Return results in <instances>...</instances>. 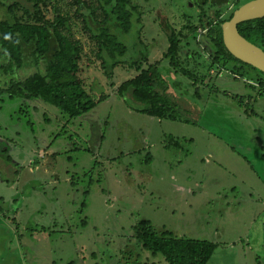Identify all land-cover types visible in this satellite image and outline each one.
<instances>
[{
  "label": "rangeland",
  "instance_id": "obj_1",
  "mask_svg": "<svg viewBox=\"0 0 264 264\" xmlns=\"http://www.w3.org/2000/svg\"><path fill=\"white\" fill-rule=\"evenodd\" d=\"M128 1L139 15L140 44L125 59L142 49L148 63L160 61L188 122L128 110L115 92L136 72L119 65L106 76L73 1L57 0L82 46L85 89L108 97L73 122L49 104L29 102L33 131L14 114L19 103L0 104V151L10 158L0 157V264H115L139 220L217 244L207 264H264V98L250 85L253 73L236 77L212 63L206 36L210 19L226 20L251 0L201 7L196 0ZM165 23L181 33L178 72L164 58ZM186 23L203 29L184 38ZM138 259L156 262L147 252Z\"/></svg>",
  "mask_w": 264,
  "mask_h": 264
},
{
  "label": "trees",
  "instance_id": "obj_2",
  "mask_svg": "<svg viewBox=\"0 0 264 264\" xmlns=\"http://www.w3.org/2000/svg\"><path fill=\"white\" fill-rule=\"evenodd\" d=\"M72 1L82 33L88 34V38L96 45L95 57L100 60L105 75L109 76L119 65L129 66L136 72L132 79L116 88L115 95L126 108L157 120L188 122L180 116L182 112L175 104L173 95L168 92V82L158 67L161 62L148 63L146 52L142 49L136 52L135 58L125 59L130 48L135 49L140 44L139 15L135 8L130 7L129 1ZM56 2L57 0H0V104L19 103L14 114L31 131L34 123L28 113L29 102L49 104L67 122H73L94 110L108 97L102 91L95 96L85 89L87 84L79 74V66L83 60L82 46L68 29L67 18L57 8ZM205 2L207 0H197V5L201 7ZM210 2L222 5L229 0ZM43 11H49L53 18L45 20ZM231 16L207 29L206 36L215 50L211 61L220 63L223 69L236 77L240 76V70L242 73H253L254 80L250 85L257 88V97L264 98V74L232 57L223 45L220 24ZM210 22L207 21L206 24ZM201 23L204 26L203 20ZM183 28L187 31L184 38L188 35L194 37L200 28L203 29L202 26L190 23H186ZM237 29L244 39L264 51V17L240 23ZM162 30L166 32L169 43L164 58L178 72L182 63L179 54L181 40L178 39L181 33L175 34L167 23ZM130 34H135L136 41H131L129 47L127 41ZM19 73H22V77H18ZM186 74L190 76L192 73ZM240 103L241 101L239 106H242ZM89 149L84 151L90 153ZM7 153V149L1 150L0 157L10 162ZM242 158L245 159L243 156ZM247 163L251 165L248 161ZM88 193L89 190L84 194ZM84 208L82 203L78 213ZM87 222L88 218L81 220L84 226ZM148 223L139 220L130 227L131 236L127 237L130 244L120 252L115 264H140L138 258L144 252L151 259H156L155 263L150 264H207L216 249L217 244L213 242L178 237L170 230L159 231ZM56 232L62 233V230ZM103 254L107 255L105 251Z\"/></svg>",
  "mask_w": 264,
  "mask_h": 264
},
{
  "label": "water",
  "instance_id": "obj_3",
  "mask_svg": "<svg viewBox=\"0 0 264 264\" xmlns=\"http://www.w3.org/2000/svg\"><path fill=\"white\" fill-rule=\"evenodd\" d=\"M264 17V0H251L237 8L221 25L225 49L232 57L264 74V51L244 39L238 32L240 23Z\"/></svg>",
  "mask_w": 264,
  "mask_h": 264
},
{
  "label": "flooded vegetation",
  "instance_id": "obj_4",
  "mask_svg": "<svg viewBox=\"0 0 264 264\" xmlns=\"http://www.w3.org/2000/svg\"><path fill=\"white\" fill-rule=\"evenodd\" d=\"M206 3H209V4H212L211 2H210V0H207V2H205L203 5H205ZM226 4V2L225 3H223L222 5H225ZM196 5H197V0H196ZM202 5V6H203ZM213 5H216V4H213ZM222 5H216V6H222ZM198 7H200L199 5H198ZM240 6H238L237 8H239ZM237 8H235L234 9V11L237 9ZM218 21L217 20H213V22L210 24V26L212 25V26H214L216 23H217ZM220 25H222V24H220Z\"/></svg>",
  "mask_w": 264,
  "mask_h": 264
},
{
  "label": "crops",
  "instance_id": "obj_5",
  "mask_svg": "<svg viewBox=\"0 0 264 264\" xmlns=\"http://www.w3.org/2000/svg\"><path fill=\"white\" fill-rule=\"evenodd\" d=\"M230 147V146H229ZM230 151H232L231 149H230ZM232 154H234V152L232 151L231 152ZM236 154H238L237 152H235ZM239 155V154H238ZM240 157L242 158V156L240 155ZM243 159V158H242ZM247 162V161H246ZM248 164V163H247ZM252 171H253V169H252ZM263 182V181H262Z\"/></svg>",
  "mask_w": 264,
  "mask_h": 264
}]
</instances>
